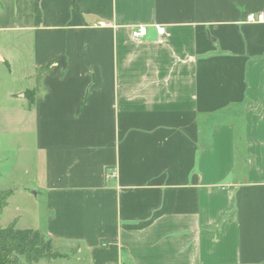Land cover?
I'll return each instance as SVG.
<instances>
[{
  "label": "crops",
  "instance_id": "obj_1",
  "mask_svg": "<svg viewBox=\"0 0 264 264\" xmlns=\"http://www.w3.org/2000/svg\"><path fill=\"white\" fill-rule=\"evenodd\" d=\"M251 14L264 0H0V32L28 37L16 46L34 85L20 90L50 68L31 106L44 234L92 264H264V19ZM22 98L0 111L30 110Z\"/></svg>",
  "mask_w": 264,
  "mask_h": 264
},
{
  "label": "rangeland",
  "instance_id": "obj_2",
  "mask_svg": "<svg viewBox=\"0 0 264 264\" xmlns=\"http://www.w3.org/2000/svg\"><path fill=\"white\" fill-rule=\"evenodd\" d=\"M19 40H28L24 35L15 31L0 32V54L11 61L12 73L9 67L0 64V110L12 108L9 103L10 94L21 93L24 99L26 90L34 85L28 79L30 70L25 68V62L29 58L27 47H17ZM27 67V66H26ZM24 105V104H23ZM29 109L22 108L19 111H0V131H4L5 139L0 140V144L5 146L4 159H0V189L14 190V195L9 199L8 206L1 217V227L7 228L16 222L18 229L45 230L46 207L44 195L33 187L35 174L38 173V162L44 170L41 158L35 157L32 130L34 128L35 114ZM19 103H16L17 108ZM13 109V108H12ZM21 119V124L14 120ZM7 121L6 126L2 120ZM21 132V134H19ZM17 133V134H15ZM35 185V184H34ZM38 193V194H37ZM36 195V196H35ZM59 253L66 256L52 261H41L39 264H92L91 253L85 248L73 243L56 242ZM22 264H26L22 260Z\"/></svg>",
  "mask_w": 264,
  "mask_h": 264
},
{
  "label": "trees",
  "instance_id": "obj_3",
  "mask_svg": "<svg viewBox=\"0 0 264 264\" xmlns=\"http://www.w3.org/2000/svg\"><path fill=\"white\" fill-rule=\"evenodd\" d=\"M50 68L38 70L36 73V87L25 92V99L34 105L42 94L44 76ZM14 190H0V222L9 199ZM57 251L56 241L40 230L18 229L16 222L7 228L0 224V264H39L41 261H52L65 258Z\"/></svg>",
  "mask_w": 264,
  "mask_h": 264
},
{
  "label": "built area",
  "instance_id": "obj_4",
  "mask_svg": "<svg viewBox=\"0 0 264 264\" xmlns=\"http://www.w3.org/2000/svg\"><path fill=\"white\" fill-rule=\"evenodd\" d=\"M263 19L264 17L261 14L260 15L251 14L248 17L247 21L249 23H256V22L263 21ZM156 30H157L158 35H164L166 32L165 28L161 26H156ZM131 36L136 41L144 40L148 38L149 36V29L145 26H139L132 30Z\"/></svg>",
  "mask_w": 264,
  "mask_h": 264
}]
</instances>
